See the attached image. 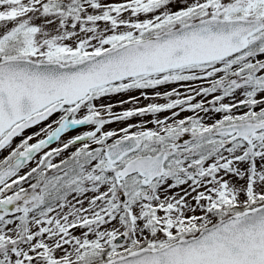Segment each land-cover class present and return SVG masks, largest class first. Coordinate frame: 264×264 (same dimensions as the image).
<instances>
[{"label":"snow or ice","instance_id":"obj_1","mask_svg":"<svg viewBox=\"0 0 264 264\" xmlns=\"http://www.w3.org/2000/svg\"><path fill=\"white\" fill-rule=\"evenodd\" d=\"M185 82V98L155 92L167 103L97 105ZM177 108L156 129L104 130ZM81 126L92 130L62 140ZM9 148L0 264H264V0H0Z\"/></svg>","mask_w":264,"mask_h":264},{"label":"rangeland","instance_id":"obj_2","mask_svg":"<svg viewBox=\"0 0 264 264\" xmlns=\"http://www.w3.org/2000/svg\"><path fill=\"white\" fill-rule=\"evenodd\" d=\"M105 2H120V0H105ZM180 7V5H174L173 6V10H176V8ZM141 19H143V16L141 17ZM193 84H197L199 82H191ZM187 82L185 83H174V84H169V85H163L160 86L158 89L156 90H152V89H147V90H133L130 91L128 93H121V94H115L112 95L110 97H106L101 99L100 101H97V105H107V104H112L114 107L112 108V112L115 114H119L122 113L124 111L127 110H132L134 108H143V107H147L148 104H163V103H167V100L161 99V98H155V92L159 91L160 93H164V92H169L172 91L173 89H176L179 93H180V97L179 98H185L187 95H190L191 93L188 91V88L186 86ZM144 92L149 99H145L144 96L141 95V92ZM132 98H136L135 102H129V103H124L121 104V101H131ZM211 96L207 97V100H211ZM239 98V97H238ZM171 99H177L176 96L171 97ZM202 99V97H196L195 100L193 101V103L195 102H199ZM226 103L228 102L227 100L225 101ZM207 106V104H206ZM172 111H177L179 112V108L174 109V110H169L166 112H162V113H157L155 116H153L152 114H147L145 116H134L131 117L127 120H123V121H114L110 124H107L104 126V130L105 131H116L119 135H122L123 133L120 132V129L122 128H126L129 127V125H143L145 128L147 129H156V125L151 123L152 120L154 119H164L165 117H170L172 114ZM243 111H245V109H239L237 112H234V114H241ZM102 115H105L103 112L101 113ZM188 115H193L192 112H182L180 113L178 118H184ZM199 115L201 117H203V122L205 124H212L214 123L216 120L221 119L222 116L221 114H217V113H213V112H209V113H199ZM58 118V114L54 115L52 118H50V120L47 123H51V121L53 119H57ZM172 122V121H169ZM45 125L42 123L39 126H35L31 129H28L25 131L24 136L27 135H31L33 132H38L40 131V128L44 127ZM88 130H92L89 126H81L75 130H71L69 133L65 134L62 137V140H67L69 137L75 136L78 133H83L84 131H88ZM131 131H138L140 130L137 127H133L130 129ZM43 138V137H41ZM20 137L14 138L13 143L11 145V148H15L16 145L20 142ZM190 140V139H188ZM35 139L33 141H30V143H34ZM109 142H112L111 140ZM59 146V142H53L50 145V148H54ZM11 148H9L7 151H0V159H3L5 156H7L9 154V152L11 151ZM74 148H71L69 151H65L63 153L62 157H54L53 158V162L54 163H59L60 159L62 158H66L68 155L71 154L72 151H74ZM38 158V157H37ZM35 166V162H30L29 164V168ZM28 170V168L23 169L21 171V174H23L24 172H26ZM239 183H244V181H239ZM27 187V186H24ZM183 187H187L186 185ZM204 189H199V191H203ZM173 192H180V189H174ZM181 195H183V193H180ZM171 195V193H170ZM196 193H192V196H195ZM123 199V197H122ZM188 200L193 203V205L195 204V201L191 199V197L188 198ZM192 213H188V215H191ZM196 215H200L201 213L199 211H197L195 213ZM77 235H79V231L76 232ZM124 242V241H123ZM122 242V243H123Z\"/></svg>","mask_w":264,"mask_h":264},{"label":"water","instance_id":"obj_3","mask_svg":"<svg viewBox=\"0 0 264 264\" xmlns=\"http://www.w3.org/2000/svg\"><path fill=\"white\" fill-rule=\"evenodd\" d=\"M185 139H191V135L190 134H185L184 137L181 138L180 141H178L179 143L183 142ZM119 243H122L123 242V238H121L119 241Z\"/></svg>","mask_w":264,"mask_h":264},{"label":"flooded vegetation","instance_id":"obj_4","mask_svg":"<svg viewBox=\"0 0 264 264\" xmlns=\"http://www.w3.org/2000/svg\"><path fill=\"white\" fill-rule=\"evenodd\" d=\"M240 109H244V108L241 107ZM245 110H246V109H245ZM70 149H71V148H70ZM70 149L66 150V152L69 151ZM33 167H34V166H33ZM24 186H27V187H28L27 184H25ZM9 194H11V193H9Z\"/></svg>","mask_w":264,"mask_h":264},{"label":"bare ground","instance_id":"obj_5","mask_svg":"<svg viewBox=\"0 0 264 264\" xmlns=\"http://www.w3.org/2000/svg\"><path fill=\"white\" fill-rule=\"evenodd\" d=\"M202 190V189H201ZM199 191V190H198ZM189 198V197H188Z\"/></svg>","mask_w":264,"mask_h":264}]
</instances>
